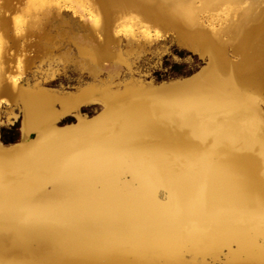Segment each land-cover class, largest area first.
I'll list each match as a JSON object with an SVG mask.
<instances>
[{
	"label": "bare ground",
	"instance_id": "1",
	"mask_svg": "<svg viewBox=\"0 0 264 264\" xmlns=\"http://www.w3.org/2000/svg\"><path fill=\"white\" fill-rule=\"evenodd\" d=\"M18 1L9 19L0 15L3 31L7 20L20 33L62 19L53 5L69 2ZM80 1L93 19L90 43L73 40L75 55L59 56L88 69L91 81L50 88L45 70L22 84L19 58L7 75L0 59L5 121L15 110L20 118L19 140L0 141V264H264V6ZM100 5L123 11L112 31L130 38L127 54L150 22L205 64L161 82L134 77L127 63L126 74L99 77L98 59L126 61L122 49L92 40ZM3 46L0 38V58ZM232 73L235 83L226 81ZM93 101L100 110L87 116L81 105ZM67 115L74 122L59 124Z\"/></svg>",
	"mask_w": 264,
	"mask_h": 264
},
{
	"label": "rangeland",
	"instance_id": "2",
	"mask_svg": "<svg viewBox=\"0 0 264 264\" xmlns=\"http://www.w3.org/2000/svg\"><path fill=\"white\" fill-rule=\"evenodd\" d=\"M257 1L253 4L254 6H264V0H259L260 4ZM20 4L18 0H8L4 4L3 0H0V15L9 19L15 14V8ZM53 6L51 10L52 16L60 13L62 19L56 20L55 17L51 18L50 22L41 20L39 27L37 24L23 26L20 33L13 31L9 20H7L9 30L3 31L0 28V38L4 42L0 59L5 69V75H7L8 73H15L17 71L16 58H19L18 70L20 73L18 81L22 84L41 80L42 75L44 76V71L51 70L53 76L47 77L45 80L43 79L44 85L50 88L75 91L79 85L91 81V74L88 69L78 65L74 60H69L59 55L61 53L66 55L68 52L70 58L75 55L73 40L83 45L90 43L88 31L92 32L93 19L88 17L86 9L80 0H69L67 4L60 3ZM99 10L102 12L100 13V22L98 24V28L100 27L99 30H101L97 33L98 35L92 36V40L95 42L99 41L98 46L101 43L103 46L108 42L103 46V49L106 47L108 50H114L116 47L120 48L125 52L123 56L126 57L125 62L119 61L116 63L110 61L108 58L98 59L99 66L97 70L99 77H105L107 73L114 72L124 75L127 73L125 64L127 63L134 77L141 76L146 77L147 80L153 79L155 82H161L190 76L205 64V59L181 44L171 29L164 26H156L150 22H148L151 24L150 29H148L149 35L138 34L133 39L134 43L132 46L135 48L134 53L127 54L126 49L128 48L126 45L130 38L127 39L122 32L112 31L114 23L120 19L119 15L123 11L112 10L106 13L101 5L99 6ZM110 18L111 22L108 23ZM201 21L202 25L209 29L208 24L210 21L205 16L201 18ZM43 34L46 35L43 36ZM111 36L112 38H110ZM107 49L106 51H108ZM226 54L233 61L238 58V54L231 51V47L226 49ZM6 110V105L0 106V139L4 143H6L5 140L16 142L20 138L19 113L15 110L17 118L12 122H8L5 121L3 114ZM99 110L100 105L97 101L81 105V111L87 116H93ZM72 122H74L73 115H67L63 117L59 124Z\"/></svg>",
	"mask_w": 264,
	"mask_h": 264
},
{
	"label": "water",
	"instance_id": "3",
	"mask_svg": "<svg viewBox=\"0 0 264 264\" xmlns=\"http://www.w3.org/2000/svg\"><path fill=\"white\" fill-rule=\"evenodd\" d=\"M192 50V49H191ZM192 51H194V52H196L197 54H199V52H198V50H192ZM200 55V54H199ZM146 80H147V78L146 77H144ZM150 80H152L153 82H155V80H153V79H150ZM234 76H233V73H232V75H230L229 76V78H228V80H226V81H228L229 83H235L234 82ZM234 86H236L235 84H234ZM63 119V118H62ZM62 119H60V121H59V123L62 121ZM263 130V129H262ZM264 131V130H263ZM20 132V131H19ZM0 141H1V139H0ZM2 142V141H1ZM2 143H4V142H2ZM11 143V142H10ZM4 144H6V143H4Z\"/></svg>",
	"mask_w": 264,
	"mask_h": 264
},
{
	"label": "trees",
	"instance_id": "4",
	"mask_svg": "<svg viewBox=\"0 0 264 264\" xmlns=\"http://www.w3.org/2000/svg\"><path fill=\"white\" fill-rule=\"evenodd\" d=\"M5 142L7 143H10V142H13V140H5Z\"/></svg>",
	"mask_w": 264,
	"mask_h": 264
}]
</instances>
